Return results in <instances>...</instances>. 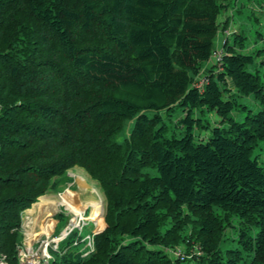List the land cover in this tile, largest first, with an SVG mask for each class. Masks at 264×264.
Listing matches in <instances>:
<instances>
[{
	"label": "trees",
	"instance_id": "1",
	"mask_svg": "<svg viewBox=\"0 0 264 264\" xmlns=\"http://www.w3.org/2000/svg\"><path fill=\"white\" fill-rule=\"evenodd\" d=\"M234 1L0 0L8 264L19 263L22 212L45 204L52 179L74 166L101 185L106 227L90 257L51 250L50 264H264V167L254 154L264 142V47L247 52L235 32L200 77ZM249 96L260 111L240 103ZM177 108L185 115L171 136L146 114ZM233 218L237 247L223 249Z\"/></svg>",
	"mask_w": 264,
	"mask_h": 264
},
{
	"label": "rangeland",
	"instance_id": "2",
	"mask_svg": "<svg viewBox=\"0 0 264 264\" xmlns=\"http://www.w3.org/2000/svg\"><path fill=\"white\" fill-rule=\"evenodd\" d=\"M232 8V22L231 20H228V18H226L225 20H223L225 26L227 27L230 24L234 23L238 25V27L240 28V32H243V34H245L248 38L247 52H251L253 50L261 49L262 47H264V0H239V3H234ZM225 31L226 36L231 41L233 29H226ZM211 60L214 63V59L211 58ZM260 61L264 62V54L258 58V63L256 65V67H258L259 70L262 71L263 67L259 64ZM248 68L251 71H254L253 67L249 66ZM240 103L247 105V107H249L250 110H253V112H258L263 108L261 103L254 99L253 96L241 98ZM146 114L149 117H153L154 115L159 114L163 118V122L168 126V131L166 132L167 136H171L173 132L178 131V129L176 128V122L185 115L181 108L175 109V111L172 112L171 115H168L164 111H147ZM244 115L245 113H238L235 114V117L237 120L241 121L244 119ZM133 122L134 119H130L125 122L123 129L117 136V140L119 142L123 141L126 137L129 136L130 128ZM254 154L255 156H257L259 163L264 167V142L259 144V146L255 149ZM78 180L82 186H86L87 188L91 189V191L88 192L87 195L89 199L94 198L95 200H102V217L97 224L92 221L91 211L94 207V203L91 202L86 206V208H84V210L82 208H80L79 210L80 215L78 214V218L81 220V224L78 227L68 229L70 221L72 220V214L66 210L65 200L78 202L83 198V192L80 191L81 189L78 186ZM92 190H95V192H93ZM41 197H49L53 200L61 201V207L57 211L53 212V214L44 221L45 234L35 233L37 226L40 225V221L43 219L41 218L42 215L39 212L30 214L28 212L30 210L28 209L23 211L21 214V228L22 233L25 234L23 237V242L29 239L31 240V242L34 241V243L36 244V238L40 237L42 234H44L46 238L49 237V240H53L57 237L58 240L56 241H58V243L52 244L48 249V252L51 255L50 261L53 260L51 250H60L62 252V255L72 253L73 255H80L82 258L90 257L95 252V235L101 233L106 227H101V223L102 221L103 223H105L107 200L99 182L94 180L84 168L80 166H74L67 172L54 177L51 181V187L49 188L47 193ZM40 198L38 199V201L40 200ZM219 211L220 210H218V212ZM238 224V219L233 218L231 221V226L226 228L225 232L227 239L222 244L223 249L237 247L236 237ZM31 232H33V234H30ZM63 233H65L64 236ZM59 237H61L62 240ZM67 238L73 240L72 243L70 245H65L63 249H61L63 242H65ZM181 253L183 252H173V254H176V256L179 257L182 256Z\"/></svg>",
	"mask_w": 264,
	"mask_h": 264
},
{
	"label": "bare ground",
	"instance_id": "3",
	"mask_svg": "<svg viewBox=\"0 0 264 264\" xmlns=\"http://www.w3.org/2000/svg\"><path fill=\"white\" fill-rule=\"evenodd\" d=\"M78 186L81 189L80 191L83 192V198L78 202H74L71 200H65V202H66L65 208L67 211H69V213L72 214V220L70 221L68 229L78 227L81 224V220L78 218V214L80 215L79 210H80V208H82L84 210V208H86V206L89 205L91 202L94 203V207L91 211L92 221L97 224L99 222L100 218L102 217V212H103V206H102V202H101L102 200L101 201L95 200L94 198L89 199L87 195H88V192L91 191V189L87 188L86 186H82L80 184L79 180H78ZM92 191L95 192V190H92ZM43 198L45 200V204L37 205V206H35V208L33 210L28 211L30 214H34L35 212H39L42 215L41 218H43V219L40 221V225L37 226V229H36V231H38L39 234L44 233V221L50 215H52L53 212L57 211L61 207L60 206L61 201H56V200H53L49 197H43ZM46 201H47V204H46ZM83 206H85V207H83ZM89 208H90V206H89ZM64 235H65V233H63V236ZM59 238H61V237H59ZM56 240H58V238Z\"/></svg>",
	"mask_w": 264,
	"mask_h": 264
},
{
	"label": "built area",
	"instance_id": "4",
	"mask_svg": "<svg viewBox=\"0 0 264 264\" xmlns=\"http://www.w3.org/2000/svg\"><path fill=\"white\" fill-rule=\"evenodd\" d=\"M222 55V52H213L211 58H213L215 64L218 65L221 61ZM202 83L203 82L200 81L198 86L201 87ZM23 235L25 234L23 233ZM37 238L36 244L34 241L31 242V240L28 239L24 242L22 241V244L17 247L18 264H50L51 255L49 254L48 249L52 244L58 243V241H56L57 237L53 240H49V237L46 238V236L42 234ZM0 264H8L5 256L0 255Z\"/></svg>",
	"mask_w": 264,
	"mask_h": 264
},
{
	"label": "crops",
	"instance_id": "5",
	"mask_svg": "<svg viewBox=\"0 0 264 264\" xmlns=\"http://www.w3.org/2000/svg\"><path fill=\"white\" fill-rule=\"evenodd\" d=\"M234 3H239V0H235L232 3V5ZM230 8H232V7H230ZM230 8L226 12H224L222 14V16H221V19H220L221 26H220L219 31L217 32V35L215 36V39H214V47H213L214 49H213V51L223 52L224 43H225V41L228 38L226 36V31H225L226 29L227 30L233 29V33L234 32H240V28L234 22H233L234 24H230L227 27L225 26V23H224L223 20H225L226 18H228V20H231V22H232L231 10L233 11V8L232 9H230ZM214 64H215V62L213 63L212 60H210L209 62H207V64L205 65V68H204L203 72L201 73L200 77L205 76L207 74L208 70L210 69V67L213 66ZM35 233H38V231H36ZM30 234H33V232H31Z\"/></svg>",
	"mask_w": 264,
	"mask_h": 264
}]
</instances>
